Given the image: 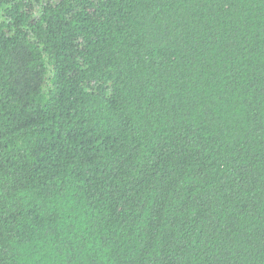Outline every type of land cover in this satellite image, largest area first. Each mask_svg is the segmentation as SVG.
Wrapping results in <instances>:
<instances>
[{
    "label": "trees",
    "instance_id": "16d2710c",
    "mask_svg": "<svg viewBox=\"0 0 264 264\" xmlns=\"http://www.w3.org/2000/svg\"><path fill=\"white\" fill-rule=\"evenodd\" d=\"M0 264H264V0H0Z\"/></svg>",
    "mask_w": 264,
    "mask_h": 264
}]
</instances>
